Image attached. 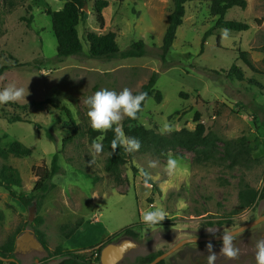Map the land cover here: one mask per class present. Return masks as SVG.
Returning a JSON list of instances; mask_svg holds the SVG:
<instances>
[{"label": "rangeland", "instance_id": "rangeland-1", "mask_svg": "<svg viewBox=\"0 0 264 264\" xmlns=\"http://www.w3.org/2000/svg\"><path fill=\"white\" fill-rule=\"evenodd\" d=\"M108 1L102 30L95 23L92 3L85 10L78 26L83 52L89 51L88 32H113L120 50L144 41L146 56L110 61L73 56L58 62L57 40L48 11L61 10L65 2L0 0V68L16 62L30 64L0 76V89L15 82L28 91L26 100L14 103L18 107L0 105V146L7 148L18 141L32 150L30 156L11 157L6 163L19 170L22 187L17 191L26 195L33 194L37 181L33 167L49 166L60 152L62 169L53 180L56 188L37 208L32 222L28 207L8 192H0V244L16 232L34 233L32 224L40 216L44 220L40 229L46 234L50 250L63 246L93 264H101L96 259L98 250L109 238L143 223L144 211L163 208L168 218L161 225L137 226L138 238L130 239L137 246L119 263L139 264V258L167 252L183 240L221 236L224 230L234 231L264 216V52L259 50L264 42V24L255 23L264 18V0H247L246 10L234 7L227 12L226 21L250 25L244 31L217 26L218 17L210 13L212 0L187 3L183 24L165 63L159 53L172 0ZM223 29L229 30L224 39ZM241 52L248 53L250 66L241 59ZM153 73L159 75L156 89L162 93V101L157 103L153 97L146 101L138 119L140 125L160 133L162 123L167 121L173 131L194 130L195 115L200 113L207 132L222 140L240 141L246 137L253 148L252 157L258 162L251 169H230L225 165L194 164V154L187 150L163 156L137 151L121 168L122 182H115L105 170L108 154H90L92 141L102 136L89 126L83 101L103 88L120 91L128 87L136 94ZM25 105H29L27 109L21 108ZM16 115L31 123H11L9 119ZM70 136L73 139L63 147L64 139ZM169 154L180 160L179 170L171 177L164 170ZM154 160L158 161L157 167H149ZM142 169L150 173L151 183L159 190L143 183ZM241 179L261 196L253 207L235 213L239 209ZM81 219L83 227L66 240L61 227ZM209 228L217 229L215 236ZM235 237L234 243L241 250L239 258L229 261L218 256L216 264H255L254 248L264 238V222ZM123 239L129 238L118 240ZM207 243L185 244L169 255L165 264H207ZM211 243L219 253L221 241ZM16 256L20 264H36L37 259L40 264L58 262L45 260L48 252Z\"/></svg>", "mask_w": 264, "mask_h": 264}, {"label": "trees", "instance_id": "trees-1", "mask_svg": "<svg viewBox=\"0 0 264 264\" xmlns=\"http://www.w3.org/2000/svg\"><path fill=\"white\" fill-rule=\"evenodd\" d=\"M64 6L61 10L52 11L49 10L48 14L51 16L52 29L54 36L57 40V61L63 62L69 57H87L93 60L110 61L113 59H131L141 58L148 54V48L144 41L139 40L132 43L125 50H120L116 34L108 32L105 34H98L95 32H88L86 40L89 45L88 54L83 52V45L79 37L78 26L82 22L85 16V6L92 3L94 10V20L97 26L102 30L106 25L105 9L109 7L108 0H63ZM124 2L126 0H120ZM135 2L137 0H129ZM193 0H172L173 9L168 15V26L163 39V44L160 47L159 58L164 63L166 57L173 46L178 28L183 24L186 9L185 5ZM238 7L242 10H246L248 7L247 0H212L210 4V13L213 17H218L217 26L227 27L234 31H244L250 28V25L244 22L238 21H226L225 16L227 12ZM257 26L264 24V18L256 19ZM212 31L206 33L203 40V45L206 42V38ZM0 30V36H1ZM264 52V42L259 49ZM247 52H241V59H243L247 65L250 66V61L247 59ZM30 65L29 63L16 62L14 65H4L0 68V76L6 71L16 68L18 66L25 67ZM37 66V65H36ZM158 73H153L150 80L145 84L140 91L148 93V99L154 98L157 103L162 101V93L156 89L158 81ZM147 99V100H148ZM146 100V101H147ZM145 101V103H146ZM144 103V105H145ZM13 107H18L17 104L9 103ZM143 105V108H144ZM29 105L22 106L21 108L27 109ZM61 110L70 114V111L61 107ZM141 113L138 114L140 117ZM200 113H196L194 121L196 127L194 130L183 128L181 130L172 131L169 134L161 135L159 132L148 129L138 123V119L130 120L125 119L123 122L124 131L129 136L138 138L141 142V148L139 152L148 153L155 156H163L168 152H175L177 150H187L194 154L193 163L197 165L213 164V165H225L230 169L244 168L251 169L254 164L258 162L257 159L252 157L253 148L250 145V141L244 137L240 141L235 140H222L217 134L213 132H207L206 125L201 122ZM13 122H25L31 123V120L24 119L21 116H13L9 119ZM75 128L74 120L71 119ZM102 136V143L104 146L103 152L108 154L105 161V170L110 173L114 181L121 183V168L133 158V153H127L123 148H117L114 153L111 152L110 143L114 138V132L109 131L107 133H100ZM73 139V136L67 137L63 141V147L67 145L69 141ZM32 154L30 148L25 147L18 141L13 142L9 147L3 148L0 146V192L2 190L8 192L12 198L18 200L25 207H30L32 203L37 204V208L40 209L47 198L48 194L56 188L53 182L54 178L62 171L60 160V152H58L52 159L49 166L42 165L40 167H33V172L37 178L33 194L26 195L18 192L17 189L22 187V177L18 169L6 163L11 157L21 158L28 157ZM98 181V178L95 177ZM144 180V179H143ZM143 183H145L143 181ZM151 181L148 182V184ZM147 184V183H145ZM152 187L159 190L154 183H151ZM240 190L238 193L239 209L235 213L242 212L248 208L253 207L261 195L259 192L248 184L245 179H241L239 182ZM44 220L42 217H36L34 224L35 236L44 245L48 256L45 260H55L58 262L55 264H93L87 257L77 254L76 251L65 249L63 246H58L54 251L48 248L46 242V234L40 229ZM83 220H78L74 224H66L61 227V231L66 240L72 237L82 226ZM143 224V223H141ZM139 224V225H141ZM161 225L162 222L157 223ZM137 225V226H139ZM137 226L127 227L109 238L106 244L98 250L97 262H101L102 249L110 243L119 242V238L137 239L139 234L136 231ZM20 233L16 232L9 236L5 243L0 244V256L6 259H16L17 262L7 261V264H18L19 261L15 253L16 239ZM115 239V241H114ZM165 253L159 251L150 255L141 257L138 259L139 264H149L154 261L158 256ZM5 261L0 259V264H4ZM20 264V263H19ZM159 264H165V260Z\"/></svg>", "mask_w": 264, "mask_h": 264}, {"label": "clouds", "instance_id": "clouds-1", "mask_svg": "<svg viewBox=\"0 0 264 264\" xmlns=\"http://www.w3.org/2000/svg\"><path fill=\"white\" fill-rule=\"evenodd\" d=\"M229 30H221V38H227ZM28 91L24 87L17 86L15 82L7 84L0 89V105L9 103H18L26 100ZM148 99V93L139 92L134 94L131 89L124 87L120 91L109 90L107 88L94 92L91 96L85 98L83 103L87 107V118L89 126L95 132L107 133L114 132V138L111 140L110 148L114 153L117 148H123L127 153H134L141 148V142L134 136H129L124 131L123 122L125 119L136 120L138 114L143 111V105ZM160 134H169L173 131V125L165 121L162 123ZM102 138H96L90 146V154L95 157L103 152L104 146ZM158 161H150L149 167H157ZM180 168V160L169 154L165 164V172L168 176H174ZM144 182L148 183L151 179L150 173L141 170ZM167 217V212L160 207L152 210H146L142 213V222L146 225H155L162 222ZM208 231L215 236L217 229L209 228ZM221 247L219 253L215 252L211 242L206 244L208 255L207 264H216L218 256H223L229 261L239 258L241 250L235 245V233L224 230L220 236ZM255 264H264V238L259 239L254 248ZM7 264V261L4 262Z\"/></svg>", "mask_w": 264, "mask_h": 264}, {"label": "water", "instance_id": "water-1", "mask_svg": "<svg viewBox=\"0 0 264 264\" xmlns=\"http://www.w3.org/2000/svg\"><path fill=\"white\" fill-rule=\"evenodd\" d=\"M88 7L85 6V10ZM29 210V220L32 222L35 218V213L37 211V204L34 202L28 208ZM264 222V216H261L259 219L248 223L234 231L233 233L239 234L243 231H246L250 228L257 226L258 224ZM221 241L220 236L211 237V238H190L183 240L178 245L170 249L169 251L163 253L162 255L158 256L154 261L149 264H159L161 261L165 260L169 255L179 249L181 246L188 244V243H196V242H219ZM137 244L130 240L125 239L120 243H110L107 244L101 252V264H119L125 257V255L132 249L136 248ZM31 251H39V252H46L44 245L39 241V239L35 236L34 233L31 231H25L21 235H19L16 239V246H15V253H27ZM2 261H14L17 262L16 259H6L0 256ZM40 261L37 259L36 264H40ZM19 264V263H18Z\"/></svg>", "mask_w": 264, "mask_h": 264}, {"label": "crops", "instance_id": "crops-1", "mask_svg": "<svg viewBox=\"0 0 264 264\" xmlns=\"http://www.w3.org/2000/svg\"><path fill=\"white\" fill-rule=\"evenodd\" d=\"M81 227H83V226H81ZM77 232H78V231H77ZM77 232H76V234H74V236H76V235H77ZM74 236H73V237H74ZM73 237H72V238H73ZM72 238H71V239H72Z\"/></svg>", "mask_w": 264, "mask_h": 264}, {"label": "flooded vegetation", "instance_id": "flooded-vegetation-1", "mask_svg": "<svg viewBox=\"0 0 264 264\" xmlns=\"http://www.w3.org/2000/svg\"><path fill=\"white\" fill-rule=\"evenodd\" d=\"M123 240H125V239H123ZM123 240H121V241H123ZM121 241H119V242H117V243H120ZM115 243V242H114Z\"/></svg>", "mask_w": 264, "mask_h": 264}]
</instances>
